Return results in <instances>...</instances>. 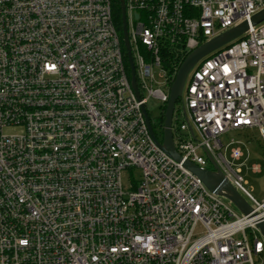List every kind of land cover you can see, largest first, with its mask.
Here are the masks:
<instances>
[{
  "label": "built area",
  "instance_id": "1",
  "mask_svg": "<svg viewBox=\"0 0 264 264\" xmlns=\"http://www.w3.org/2000/svg\"><path fill=\"white\" fill-rule=\"evenodd\" d=\"M116 1L0 0V264H264V200L245 188L243 143L222 142L264 140V21L188 72L171 118L182 162L213 171L210 156L248 215L161 151L143 115L166 108L165 56L264 0H122L136 92Z\"/></svg>",
  "mask_w": 264,
  "mask_h": 264
},
{
  "label": "water",
  "instance_id": "2",
  "mask_svg": "<svg viewBox=\"0 0 264 264\" xmlns=\"http://www.w3.org/2000/svg\"><path fill=\"white\" fill-rule=\"evenodd\" d=\"M119 3L121 4L123 42H124V47H126L127 57L131 66V70H130L132 77L131 84L133 90L136 92L135 77L133 76V66L131 62L130 47H128L127 32L125 29L124 7L122 0H119ZM263 21H264V9L257 12V14L251 18L249 24L244 21L242 22V24L230 28L229 30H227V32L214 37L212 40L208 42H205L204 44L199 46L198 49L192 51L184 58V62L181 64V66L178 68L177 72L175 73V78L172 81L169 88V98L165 105L166 108L163 113V120H162L163 138L161 142L157 139L156 136H154L147 111L145 110V108H143V115L147 124L149 135L153 139L154 143L158 145L160 150L163 151L169 158L173 159L176 163H181L182 159L173 146V139L171 135V125H172L171 118L175 107L174 104L180 98L181 93L183 91L182 89L185 78L187 76L186 74L196 64H198L201 59L212 54L213 51L218 50L224 46H227L228 43H230L231 41L236 40L241 36H243V34L247 32L249 25L252 27L257 26V24ZM207 157L210 164H212L213 166V171H209L205 169L201 170L199 167L193 165L189 161L182 162L183 168L189 170L197 179H199L209 192L224 197L232 205L238 208L242 212V214L248 215V213L251 212V208H249V206L247 205L245 200L240 196V194L237 193L236 190L225 181V179H223L220 170L218 169L216 164H214L210 156ZM257 227L260 230L262 236L264 237V222L257 225Z\"/></svg>",
  "mask_w": 264,
  "mask_h": 264
},
{
  "label": "rangeland",
  "instance_id": "3",
  "mask_svg": "<svg viewBox=\"0 0 264 264\" xmlns=\"http://www.w3.org/2000/svg\"><path fill=\"white\" fill-rule=\"evenodd\" d=\"M187 77L185 80H188L190 77V73L186 74ZM185 92H182V96H184ZM176 108L179 109V100L175 103ZM163 106L156 99H149L146 104V111L149 117V121L154 129V133L162 140L163 136L159 129V118L163 113ZM264 133V128H263ZM231 138H235L243 143L241 146L243 150V158L237 163L241 165V175L246 181L245 188L250 191L252 196L259 202H263L264 200V140L260 136V134L256 130H245V131H232L227 135L222 137V142L224 144L228 143ZM228 156V153H227ZM254 167H258V171H254ZM140 171L134 170L129 174H124L122 178V182H124L125 188H129L130 181L137 182L140 177ZM240 194V193H239ZM240 196L245 200V202L251 204L249 200H246L241 194ZM229 202V201H228ZM230 208L234 210V212L241 216L242 212L236 208L234 205L229 203Z\"/></svg>",
  "mask_w": 264,
  "mask_h": 264
},
{
  "label": "trees",
  "instance_id": "4",
  "mask_svg": "<svg viewBox=\"0 0 264 264\" xmlns=\"http://www.w3.org/2000/svg\"><path fill=\"white\" fill-rule=\"evenodd\" d=\"M116 3V7H115V13L117 14V20L118 22H120V12H121V8H120V5L119 3H117V1L115 2ZM187 55H183V56H175L173 54L169 55L168 57H164V61H165V66L167 67L168 69V74L171 76H175V73L177 72L178 68L181 66V64L184 62V58L186 57ZM163 113H164V109H163ZM163 113L162 115L160 116L159 118V129L161 131V134H162V131H163Z\"/></svg>",
  "mask_w": 264,
  "mask_h": 264
}]
</instances>
